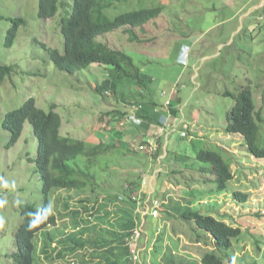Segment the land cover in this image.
<instances>
[{
	"label": "rangeland",
	"instance_id": "obj_1",
	"mask_svg": "<svg viewBox=\"0 0 264 264\" xmlns=\"http://www.w3.org/2000/svg\"><path fill=\"white\" fill-rule=\"evenodd\" d=\"M224 1L230 2L129 0L105 10L107 17L114 18L127 10L164 6L159 17L142 30L135 29L144 42L131 41L124 29L99 36V40L110 47L128 52L143 71L154 76L156 97L160 102L173 100L178 93L173 90L175 85L181 89L179 93L184 97L180 113L185 114V121L171 123L175 127L167 128L160 135L163 151L154 157L153 153L141 149L143 137L138 125L126 119V114L134 109L128 90L116 93L109 89L105 95L96 90L108 77L105 65L92 63L71 74L59 69L47 53L45 44L64 50L61 20L69 16L73 0H65L64 7L48 19L39 15V0H0V63L13 67L0 85V201L3 202L0 203L3 219L0 264L12 263L14 230L21 221L20 204L30 202L41 207L43 203L41 177L34 164L37 139L31 122L25 123L22 136L12 147L6 145L9 133L2 126L5 113L20 107L28 96L34 97L37 106L46 111L51 110L53 103L57 104L55 110L63 120V135L89 143L114 139L121 147L99 158L96 180L94 185H88L86 192L52 190L51 210L62 225L51 226L37 237V264H55L47 255L55 254L52 247L65 239L61 231L72 232L78 225L84 229L93 225L110 226L129 215L142 217L140 223L144 222L143 230L147 231L140 240L143 264H203V254L215 244L208 232L197 229L194 222L182 217L181 209L190 203L192 208L210 211L218 217L222 215L228 223L242 228L241 236L235 239L236 258L226 264H264V158H256L248 151L241 134L226 130L227 112L235 102L233 95L249 81L257 109L264 117V19L261 26H256L255 22L250 23L251 26L246 24L243 31L227 43L233 27L229 21L222 23V20L233 14L238 4L226 6ZM259 12L264 16V9ZM16 17L24 18L25 22L20 24L13 44L7 46L6 33ZM258 125L256 141L258 146H264V122L258 121ZM120 131L124 133L123 144L118 135ZM182 131L188 136H182ZM204 147L221 148L231 161L234 178L227 189L218 190L213 180L216 176L198 169L208 165L196 158ZM181 152L188 156L185 157L188 166L175 161V156ZM145 176L148 179L145 195L151 193L153 198L163 202L160 219L143 215L131 203L132 199L119 202L111 196L128 181H138ZM151 179L156 191L150 186ZM235 191L247 193L248 200L235 198ZM194 192L197 195L194 196ZM68 194L71 198L66 199ZM75 195L87 200L73 201ZM66 203L70 212L77 211L80 215L71 213L62 217ZM159 226L161 231L157 229ZM49 233L58 237L53 236L56 240L53 245L49 243L52 247L47 252L44 238ZM93 248L94 245H88L85 250L80 248V252H74L62 247L63 263L76 260L78 264L83 258L89 259Z\"/></svg>",
	"mask_w": 264,
	"mask_h": 264
},
{
	"label": "trees",
	"instance_id": "obj_2",
	"mask_svg": "<svg viewBox=\"0 0 264 264\" xmlns=\"http://www.w3.org/2000/svg\"><path fill=\"white\" fill-rule=\"evenodd\" d=\"M121 1L128 2L129 0H73L69 16L62 17L61 20L64 50L60 51L48 44L44 46L56 66L67 73H75L89 67L92 63L105 65L108 77L97 86L96 90L101 95H105L109 89L116 93L128 90L133 98L132 105H141L136 114L142 119V122L137 125L138 132L140 131L143 137L142 142H144L151 128L160 124V118L165 111L169 110L174 116L181 114L179 107L182 104V97L179 93L181 89L169 105L160 102L156 97L154 76L143 71L135 62L134 57L125 50L112 48L99 40L101 35L124 29L131 41L144 42L139 38L135 29L142 30L147 23L159 17L164 9V6L159 4L123 11L114 18L107 17L105 10ZM64 4L65 0H39V15L44 19L51 18L59 12L61 7H64ZM24 22L25 19L22 17L13 19V25L6 33L7 46L13 44L20 24ZM12 69L11 65L0 63V85ZM226 94L231 93L226 92ZM146 95L148 100H144ZM233 97L234 105L227 112V132L241 134L248 151L256 158H264V146H258L256 141L259 131L258 121L263 123L264 117L261 116V111L257 109L254 101L252 82H247ZM56 107L57 104L53 103L51 110L46 111L37 106L34 97L28 96L20 107L7 111L2 120L3 128L9 133L7 147H12L18 142L23 134L25 123L31 122L37 139L34 156L35 171L41 177L43 193L41 207L30 202L20 204L21 221L14 230V248L10 254L11 264H37V237L45 229L57 226L60 221V218L51 210L52 190L65 188L86 192L88 185H94L96 180L95 167L99 158L121 148L115 144L114 139L89 143L84 139L63 135L61 133L63 120L60 113L55 110ZM118 135L122 142L123 131L118 132ZM162 144L160 139V147L154 153V157L161 155ZM166 151L169 152L168 149ZM223 152L219 147H204L196 155L197 160L208 164L198 169L216 176L213 180L218 190L227 189L229 181L234 178L231 161ZM185 157L188 156L181 152L175 156V161L186 165ZM192 165L189 166L195 168ZM141 181L140 177L138 181L130 180L127 184H123L116 195L111 196L119 202H131L132 199L131 203L134 205L135 201L132 197L139 190ZM193 195L197 193L194 192ZM234 196L241 201L248 200V194L241 191H235ZM86 200L87 198H81L77 201L85 202ZM190 205L181 209L182 217L188 222H194L197 229L208 232L215 244L212 250H207L203 254L202 263L226 264L227 261L235 260V239L241 236L242 228L228 223L222 215L220 218L210 211L205 212L192 208ZM65 207L66 211L62 217H65V214L70 216L71 213H75V211L68 210L69 203H66ZM141 218L129 215L110 226L101 225L99 228L93 225L84 229L78 225L72 232L61 231L65 239L57 241L55 247H52L53 240H56L53 236L58 237V235L49 233L44 238V250L48 252L51 246L55 254L50 255L49 252L47 258L53 259L55 264H64L62 258L68 248L75 252L85 250L88 245H94V250L99 249L102 252L92 250L91 258H83L85 254L78 264H124V262L128 264L130 244L127 238L135 227L141 224ZM196 235L201 236L199 232ZM50 242L52 245L49 244ZM62 247H65L64 252L61 251ZM124 259L126 261L122 262ZM69 264H77V261H70Z\"/></svg>",
	"mask_w": 264,
	"mask_h": 264
},
{
	"label": "built area",
	"instance_id": "obj_3",
	"mask_svg": "<svg viewBox=\"0 0 264 264\" xmlns=\"http://www.w3.org/2000/svg\"><path fill=\"white\" fill-rule=\"evenodd\" d=\"M187 51H185V57H186ZM178 85H175L173 90L175 92H178ZM166 92L164 91L162 94L164 95ZM170 100L167 101L166 105H169ZM134 109L130 113H127L126 119L132 123L140 124L142 122V119L137 116L136 111L140 109L141 105H133ZM171 117L172 113L162 114L160 118V124L158 126H154L153 131H149L148 135L145 138V141L141 143V149L143 151H146L150 154H154L160 147L159 138L162 133L171 126ZM182 136H188V133L186 131H182ZM167 139V135H166ZM147 177L145 176L142 179L141 186L137 193L133 195V199L135 201L136 207L138 211H142L143 215L151 216L154 219H160L161 217V211L163 202L159 198H153L151 195L146 196L145 195V185L147 184ZM144 224V222H143ZM143 224L135 227L132 234L127 238L128 242L130 244V254L128 256V264H143L141 252L142 248L140 245V240L143 235ZM158 231L162 230V227H157Z\"/></svg>",
	"mask_w": 264,
	"mask_h": 264
},
{
	"label": "crops",
	"instance_id": "obj_4",
	"mask_svg": "<svg viewBox=\"0 0 264 264\" xmlns=\"http://www.w3.org/2000/svg\"><path fill=\"white\" fill-rule=\"evenodd\" d=\"M223 5H226V6L237 5V8H238L228 18H225V19L222 20V23H225V22L229 21L231 23L232 27H233L231 32H230V34H229V37L227 38V40H228L227 43L232 42L234 40V38L236 37V35H239V33H241L243 31V29H244L246 24L252 23V25H253V23L255 22V23H257L256 26H259V25L261 26V23H262L261 19L263 20L264 16H262L259 11L261 9H264V0H237V1L236 0L235 1L234 0H230L229 3L224 1ZM250 26H251V24H250ZM252 35H254V33ZM220 45H221V43L219 42L218 45H217L218 48L220 47ZM155 82H156V79H155ZM180 96L182 97L183 95L180 94ZM164 103H167V100ZM181 110H182V106L180 108V111ZM167 113H169V110H168V112L165 111L163 114H167ZM182 120L185 121V114H182V115L179 114V116L172 115V117H171V121H172L173 124H175L176 121L178 123H180ZM173 124L168 129H171L173 126L175 127V125H173ZM153 127L151 128V131L154 130ZM166 146H167V144H166ZM150 186H151L152 189H154V191H156V188L154 187L153 179H151ZM81 192H84V191H81ZM150 195H151V193H150ZM69 196L70 195L68 194L65 198L66 199L71 198ZM75 197H77V199ZM83 197L75 195V196L72 197V200L73 201H74V199L75 200H79V199H81ZM79 207H81V206H79ZM76 209L81 212L80 208L76 207ZM75 213L77 215H80V213H78L77 211H75ZM65 217H68V214H65ZM80 221L82 223L84 222L83 220H80ZM58 223H59L58 225H62V223L60 221ZM65 225H66V223H65ZM146 243L148 244L147 240H146Z\"/></svg>",
	"mask_w": 264,
	"mask_h": 264
},
{
	"label": "clouds",
	"instance_id": "obj_5",
	"mask_svg": "<svg viewBox=\"0 0 264 264\" xmlns=\"http://www.w3.org/2000/svg\"><path fill=\"white\" fill-rule=\"evenodd\" d=\"M0 203H3L2 201H0ZM2 223H3V219L2 218H0V225H2Z\"/></svg>",
	"mask_w": 264,
	"mask_h": 264
}]
</instances>
